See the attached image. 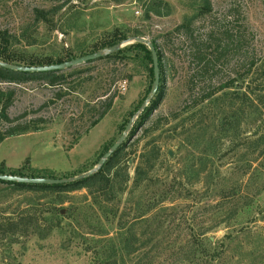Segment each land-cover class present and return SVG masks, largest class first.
Masks as SVG:
<instances>
[{
    "label": "rangeland",
    "instance_id": "rangeland-1",
    "mask_svg": "<svg viewBox=\"0 0 264 264\" xmlns=\"http://www.w3.org/2000/svg\"><path fill=\"white\" fill-rule=\"evenodd\" d=\"M150 1L0 0V29L35 38L34 44L27 45L19 35L11 47L25 61L34 62L65 61L68 52L74 57L91 53L120 32L127 38L141 33L156 40L168 61L163 95L143 121L138 117L134 125L140 123L126 142L122 160H128L130 180L117 210V214L124 212L125 226H132L133 245L144 249L124 260L126 264L139 258L141 264H206L204 256L192 254L193 235L202 234L208 250L217 251L212 264H264V0H163L169 5L167 15L147 13ZM205 4L210 6L206 17L194 19ZM50 6H63L53 18L54 29L31 24L34 7ZM68 6L70 11L59 18ZM184 19L192 20L196 37L204 38L212 29L221 33L224 28L236 36L240 26L246 36L239 51L234 42L220 56L213 46L207 48L208 73L194 77L193 91L188 89L195 71L188 43L174 30ZM245 54L255 63L245 83L256 94L251 95L252 104L239 105L235 89L230 88L218 93L216 101L190 106L203 89L237 76ZM60 72L64 82L59 87L37 80L0 83V88L15 92L7 110L10 118L27 114L26 119L45 121L40 131L0 142L4 171L21 169L27 176L58 179L90 170L151 88L148 72L132 57L104 56ZM59 90L63 96L57 99ZM108 96H113L112 106L90 126L98 117L93 108H99ZM43 103L46 106L38 109ZM4 126L0 121V129ZM136 166L143 167L144 176L134 189ZM226 186H235L237 194L229 208V213L236 212L231 219L215 207L218 190ZM91 202L85 188L33 192L0 183L1 220L21 213L39 220L16 243L0 235V264H95L94 255L81 247L85 238L75 234L87 229L77 230L75 211ZM148 204L153 208L148 210ZM116 222L104 217L101 225L115 232Z\"/></svg>",
    "mask_w": 264,
    "mask_h": 264
},
{
    "label": "trees",
    "instance_id": "trees-1",
    "mask_svg": "<svg viewBox=\"0 0 264 264\" xmlns=\"http://www.w3.org/2000/svg\"><path fill=\"white\" fill-rule=\"evenodd\" d=\"M61 7L63 6H50L49 8L34 7L31 10V24H34L36 26L40 23H43L45 25H50L52 29H54L55 25L53 23V18L60 13ZM162 10L164 11V13L161 12ZM68 11H70L69 6L66 8V11H64V13H61L59 18L64 16V14ZM209 11V4H205V8H203V10H200L194 17V19L198 17H206ZM149 12L155 15H167L166 13L169 12V5L163 0H151L148 6L147 13ZM192 25L193 22L191 19H184L174 29L176 32L180 33V35L187 41L188 49L190 51V62L191 65H194V74L188 80V89L190 91H193L196 86L193 82L194 77L199 76L203 78L208 73L209 60L206 58L207 48H211L213 46L214 52L217 51L216 53L218 54V56H220V54L227 49L228 44L234 42V49L239 51L244 48V40L246 37L242 32V26H240L238 28V31L236 32V36L232 33V29L228 30L224 28L221 33L219 32V30L215 31L212 29L204 38H200L194 36ZM19 35L22 37V39H25L27 45H32L35 43V38L25 36L24 33L16 35L15 33L10 32L8 29H0V60L8 63L26 66L48 65L64 61L61 59H56L54 61H52V59H47L46 61L40 62H34L32 60L25 61V58L17 55L11 48L15 41L19 39ZM134 36L143 35L141 33H135ZM234 37L236 38L234 39ZM126 38V34L123 32L111 35L101 43L99 48H95L90 52L113 46L118 42L126 40ZM151 43L155 48L157 56L159 68V86L156 94L154 95V98L150 101L148 106L140 115V121H143L150 114L152 109L160 102L163 95L164 72L168 65V61L164 59L163 51L157 45L156 40L152 39ZM121 49L112 54H108L105 57L118 58L120 60H123L127 57H132V59L137 60L140 65L143 66L144 69L148 72L152 84V60L150 51L147 46L139 42H134L126 46L124 50L130 52L133 51V56H128V54H126L124 50ZM73 57L74 55L68 52L66 55V60ZM247 59H249L248 64H246ZM240 61H244V63L241 65V72H239L237 76H234V78H231L230 80L219 84L216 88L203 89V92L200 94V96L193 100L190 106L197 107L204 102L216 101L219 97L217 96L218 93L230 88L235 89V97L239 105H244L245 103L249 104L250 102L252 104L251 95L256 96V94L250 89L248 83H245L246 80L249 79L254 73L255 63L253 61V57L251 56L248 58L247 55L244 58H241ZM31 80L40 81L45 86L59 87L64 82V75L60 71L26 73L11 71L0 67V83L21 84ZM14 95L15 92L13 89L0 88V121H2L5 125L0 129V142L7 137L21 135L28 132L40 131L43 129L42 127L45 124V121L39 117L26 119L25 117L27 114H21L10 118L7 114V110L13 102ZM61 96H63V93L59 90V92H57L56 94V98L58 99ZM144 99L145 98H143L142 100ZM100 103L101 106L99 108H93L94 111H98V117L90 123V126H94L103 117L104 113H106V111L110 109L113 103V96H108L104 102ZM151 103L154 104L153 107L151 106ZM45 106L46 103H43L39 106L38 109H41ZM139 123L133 125L131 131L129 132V137L134 134ZM126 145L127 143H123L120 147H118L95 174L78 181L56 185L26 184L5 181H0V183L13 188L14 190L33 192L70 191L74 189L76 190L79 188H85L88 195H90L92 202L91 204L81 207L80 211H75V223H77L78 227L77 230H79V228H82L83 226L87 227V229L81 230V232L79 233H75L85 238L81 242L82 249L85 252H91L94 255L93 262L95 264H126L124 260L125 257H128L130 259V256H134L142 248L144 249V246L133 245V241L135 240L136 235L133 232L131 225L125 226L124 212L117 214L118 203L120 201L119 197L126 190L127 183L130 180L127 166L128 164H126L128 160H122L123 155L125 154L124 151L126 150ZM259 145L260 142L256 144V148ZM108 148L105 151H107ZM262 150H260V152ZM146 165L147 167H149V169L151 168V164H149V166L148 164ZM142 168V166L135 167L134 182L136 186L134 189L139 187L143 178L142 176H144V172H141ZM0 173L26 177H42L40 175L27 176L22 173L21 169L4 171L2 165H0ZM235 191V186H226L218 190V199L215 202V207L219 211H224L228 219H231L236 214L235 210L229 213V208L234 206L235 200H237V194ZM246 205H248V203H246ZM147 207L148 210H150L153 208V205L148 204ZM107 215H110L111 218H107ZM104 217L107 221H113L116 219L117 226L115 232H110V230L105 229V227L101 225L102 219ZM135 217H138L137 214ZM135 217L134 219H136ZM38 221V218H35L28 213H21L12 219H0V235L2 236V238L3 236L7 235L9 236L8 239L10 242L16 243L18 242L19 238L27 237L31 233L29 231V227L36 225ZM58 221L59 220H56V225H59ZM131 223H133V221ZM93 225L95 226L93 227ZM51 226L52 224L49 223L46 229L48 232L50 231L49 227ZM87 235L92 239L86 238L88 237ZM225 237H229V235H226ZM192 240L196 243V247L192 254L195 257L204 256V258H206L204 259L206 264H212V259L216 257L217 251L208 250V248L206 247L207 241L203 238L202 234L198 235V237H196V235L194 234ZM91 241L92 244H89V242ZM93 243L95 245H93ZM147 255L148 252L143 253V256L146 257ZM131 264H141V258L133 261Z\"/></svg>",
    "mask_w": 264,
    "mask_h": 264
},
{
    "label": "water",
    "instance_id": "water-1",
    "mask_svg": "<svg viewBox=\"0 0 264 264\" xmlns=\"http://www.w3.org/2000/svg\"><path fill=\"white\" fill-rule=\"evenodd\" d=\"M134 42H139V43L144 44L145 46H147V48L150 51L151 60H152V74H153V81L151 84V88L149 90L148 96L142 101L139 108L134 112V114L127 121L122 133L115 140V142H113L110 145L108 150L105 151L102 154V156L97 160L95 166L92 167L90 170L80 173L78 175L58 178V179L45 178V177H26V176L0 173V181L26 183V184L56 185V184H64L68 182L78 181V180L84 179L86 177H89L95 174L102 167V165L106 162V160L112 155V153H114L115 150L118 147H120L123 143L127 142V140L129 139V132L131 131L135 121L138 119V117L143 113L145 108L148 106L151 99L156 94L158 86H159V68H158L155 48L150 40L142 36H130L126 38V40L122 42H118L114 44L113 46L107 47L105 49L97 50V51H94L88 54H84L78 57H73L63 62H60V63H53V64H48V65H37V66H26V65L14 64V63H8V62H4L0 60L1 68L11 70V71H16V72L42 73V72H50V71H61L64 69L75 67L83 63H87L89 61L104 57L108 54H112L118 51L119 49H121L123 45H125L126 43L130 44ZM169 154L171 153L169 152Z\"/></svg>",
    "mask_w": 264,
    "mask_h": 264
}]
</instances>
